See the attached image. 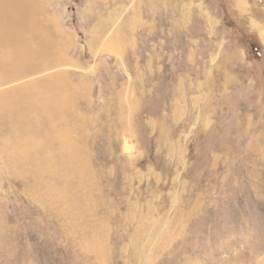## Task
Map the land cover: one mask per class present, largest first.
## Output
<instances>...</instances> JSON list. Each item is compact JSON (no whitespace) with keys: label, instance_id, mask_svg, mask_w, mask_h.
Masks as SVG:
<instances>
[{"label":"rangeland","instance_id":"rangeland-1","mask_svg":"<svg viewBox=\"0 0 264 264\" xmlns=\"http://www.w3.org/2000/svg\"><path fill=\"white\" fill-rule=\"evenodd\" d=\"M0 36V264H264V0H0Z\"/></svg>","mask_w":264,"mask_h":264},{"label":"bare ground","instance_id":"bare-ground-1","mask_svg":"<svg viewBox=\"0 0 264 264\" xmlns=\"http://www.w3.org/2000/svg\"><path fill=\"white\" fill-rule=\"evenodd\" d=\"M20 1V0H19ZM9 14H11V13H9ZM19 19H21V18H19ZM24 21L25 20H23L22 22H21V20H20V22L19 23H21L20 25H21V27H22V24H24ZM26 23V22H25ZM27 24H30V22L28 21L27 22ZM24 31V29L23 28H20V30L18 31L19 33H20V35L21 34H24V33H22ZM0 38H2L1 36H0ZM4 41V40H3ZM3 43V42H2ZM15 50V49H14ZM29 50V52H30V49H28ZM27 52V51H26ZM26 52H24V53H26ZM45 55V54H44ZM17 56V55H16ZM15 56V57H16ZM20 57V56H19ZM22 57H23V55H22ZM17 58V57H16ZM18 59H20V58H18ZM22 59H24V58H22ZM33 61V60H32ZM2 62H4V61H2ZM21 62H22V60H21ZM24 62V61H23ZM18 63H19V61L18 60H15V59H13V60H11V61H8L7 60V63H1V61H0V72H2L1 74L2 75H4V77L5 78H0V82H5V83H7V81H9L10 80V78L8 77V75L7 74H12V75H14L15 76V78H13V80H16L19 76H21V75H25V73L24 74H22V70H23V68L22 69H20L19 67H18ZM32 63L31 62H29V69L26 71V73L28 72V71H35L36 69H34L35 67L34 66H32L31 65ZM36 65V64H35ZM42 66H43V64H42ZM8 67H11V69H8ZM26 67V66H25ZM43 67H45V66H43ZM32 69H34V70H32ZM41 69H44V68H41ZM41 81V80H40ZM36 82V81H35ZM38 83H41V82H38ZM34 86V85H33ZM37 86V85H36ZM25 87V86H24ZM39 89V88H38ZM35 90V89H34ZM41 89H39V91H40ZM17 92V91H16ZM23 92V91H22ZM30 92V91H29ZM32 93H34L33 91H31ZM6 93H8V92H4V93H0V100H1V98H2V95H4V94H6ZM16 94V93H15ZM23 94V93H22ZM25 94V93H24ZM37 94V93H36ZM10 95V94H9ZM42 95V94H41ZM25 95H23V97H24ZM27 96V95H26ZM31 96H32V94H31ZM21 97H22V95H21ZM21 97H20V100H21ZM22 97V98H23ZM29 97V96H28ZM34 97V96H33ZM33 97H32V99H33ZM16 99H18V100H16V101H20L19 100V98H16ZM22 100H25V99H22ZM28 100V99H27ZM35 100V99H34ZM37 100V99H36ZM13 101V100H12ZM25 102V101H24ZM30 102H32V101H30ZM28 103V102H27ZM33 103V102H32ZM22 104H24V103H22ZM29 104V103H28ZM27 109V108H26ZM32 111H33V109H32ZM29 112V111H28ZM34 113V112H33ZM35 114V113H34Z\"/></svg>","mask_w":264,"mask_h":264},{"label":"trees","instance_id":"trees-1","mask_svg":"<svg viewBox=\"0 0 264 264\" xmlns=\"http://www.w3.org/2000/svg\"><path fill=\"white\" fill-rule=\"evenodd\" d=\"M247 51H248V53H249V55H250L251 52L253 51V50H252V46L248 47V48H247ZM250 57H251V56H250ZM251 58L253 59V57H251Z\"/></svg>","mask_w":264,"mask_h":264}]
</instances>
